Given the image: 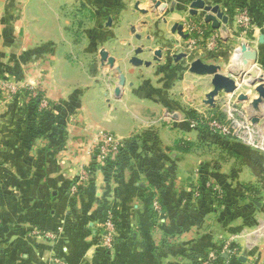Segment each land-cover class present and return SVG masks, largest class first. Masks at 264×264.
Masks as SVG:
<instances>
[{
  "label": "crops",
  "instance_id": "1",
  "mask_svg": "<svg viewBox=\"0 0 264 264\" xmlns=\"http://www.w3.org/2000/svg\"><path fill=\"white\" fill-rule=\"evenodd\" d=\"M121 1H127L129 7L140 1L141 7L149 11L147 15L134 11L138 20L158 15L156 9H149L157 2V7H164L159 15L165 21L167 8L177 7L174 13L170 10L171 14L183 23L184 32L190 37L188 42H183L177 33H172L173 41L180 47L174 56L175 67L186 62V58L176 60V56L189 53L194 55L192 61L201 59L220 65L230 59L235 64L245 43L257 50V69L264 72V0H203L207 5H219L229 16L226 26L229 32L201 24L202 10L191 14V6L197 0ZM13 2L18 11L27 3L33 5L30 20L43 22L41 27L47 31L63 21L57 8L68 0H51L53 7H49L47 0L44 16L34 13L35 8H43L40 0ZM242 10H246L250 20L242 27L249 30L245 36L235 26ZM184 18H189V25L184 24ZM16 19L14 16L13 22ZM5 20L3 16V25L7 23ZM204 29L210 33L207 39L213 45L201 42L199 33ZM13 31L11 26H0L1 47L5 46L6 54L15 53V48L23 54L29 53V83L46 91L51 110L41 116L34 115L30 107L31 116L24 115L19 107L22 98L0 87V264H195L209 253L217 255L216 264H264V254L257 244L236 243L231 239L232 230L223 208L217 210L208 198L196 190H187L194 177L184 174L187 170L183 167L190 162L178 156L177 143L188 139L192 131L189 123L183 122L191 113L180 106L188 103L196 110L197 76L189 73L183 81L177 75L170 81L162 80L158 97L151 99L145 91L146 81L138 80L137 76L153 66L133 67L128 63L121 67L127 84L117 97V78L101 61L97 65L103 80L89 83L79 74L80 80L71 83L68 75L71 67L65 61L68 55L62 52L58 67L51 61L56 50L47 55L53 45L50 40L46 49H29L18 29L16 39ZM114 37L116 40L118 34ZM146 38L157 40L156 36ZM125 39L129 36L125 35L121 41ZM187 47L189 51L184 53ZM159 51L161 61L157 63L164 67V72L169 71L172 64L166 61L168 50ZM108 52L112 54L111 50ZM156 52L157 48H149L143 53L146 58L143 55L140 58L151 62L149 59L154 60ZM228 68H223V73L229 74ZM167 74L170 73L163 75ZM8 80L13 89L27 83L14 78ZM207 81L209 84L203 87L206 94L211 90L210 79ZM150 85L158 87L155 82ZM159 101L165 104V113L173 110L177 120L159 115L156 111ZM53 112L56 124L57 120L64 121L60 132L51 121ZM105 131L127 139L138 136L141 142L133 145L131 158L119 175L108 179L101 173L95 174L90 180L80 182L79 195L71 198L68 193L71 181L83 167L91 165V145ZM59 136L60 141L53 144ZM204 176L205 180L214 181L213 175ZM219 181L228 183L229 174L219 176ZM154 201L159 205L158 210ZM109 218L115 223L111 248L100 240Z\"/></svg>",
  "mask_w": 264,
  "mask_h": 264
},
{
  "label": "rangeland",
  "instance_id": "2",
  "mask_svg": "<svg viewBox=\"0 0 264 264\" xmlns=\"http://www.w3.org/2000/svg\"><path fill=\"white\" fill-rule=\"evenodd\" d=\"M40 1L43 3V8H35L34 13L38 16H44L45 14L43 13L47 12V0ZM48 1L49 7H53L51 0ZM125 3L128 5L127 1L121 0L116 2L115 0H68V3L57 8L58 15L63 21L55 23V27L46 31V29L41 27L43 22L37 24L30 20L29 14L31 13L30 10L33 9V5L30 6L27 3V6L24 7L26 10L23 8L18 11L13 0H0V26L2 28L3 26L13 27L14 35L15 30L18 29L21 40L29 46V49L41 47L46 49L50 40L53 45L48 48L50 52L47 55L56 50L53 52L52 64L59 67L62 61V52H64V56L68 55L65 61L71 67L68 72L71 83H76L77 79L80 80L79 74H82L80 78L83 79L84 77L85 82L92 83L103 80L104 76L100 74L97 64L101 61L103 66L110 67L109 57H115L116 64L121 67L128 63L129 66H132L129 60L136 55L135 52L138 49L143 50L139 57L149 48H157V51L160 49L168 50L169 56H167L166 61L170 62L172 66L171 71L165 72L170 73L169 76L168 74L166 76L163 75L165 73L164 67H160V63L150 60L151 58L149 61H151V66L153 67L148 68L146 73L137 76L138 80L146 81L145 91L150 94L151 99H155L154 97L159 95V86H163L162 80L170 81L177 75L183 81L189 76L188 70L192 62L191 56L194 55L189 53L185 60L186 62L175 67L177 63H175L174 56L180 47L178 42H174V39H172V28L175 24H183L171 14V11L174 13L177 10L175 5L172 8H167L166 21L159 15L164 7L162 5L157 7V4L149 9H156L158 15L147 16L138 20L137 18L139 17L134 12L137 11L135 7L126 6ZM245 11L242 10L241 15L246 14ZM3 16L6 18V25H3ZM14 16L17 19L13 22ZM200 17V23L204 24V15ZM184 19L186 21L184 24L189 25V18ZM192 25H194V22ZM235 26L238 31L241 30V34L244 36L249 32V30L242 29L245 26H241L238 20L235 22ZM36 29H38V32L35 31ZM227 32H229V28ZM116 33L118 38L115 40L114 36ZM209 34L205 29L199 33L202 37L201 42L205 45L214 44L211 40H208L209 38L207 39ZM125 35H128L129 39L121 41ZM147 36H156L157 40L152 42L147 40ZM16 37L15 35V39ZM234 38L235 41H239L237 37ZM180 39L183 42H188L189 40V38L187 40ZM1 42L0 38V54L4 53L0 59V82L2 81L0 87L7 88V90L11 91V94L14 93L17 97L22 98L19 107L24 115H30L31 98H38L39 106L37 109L39 115L45 116L47 114L46 111L50 112L51 108L48 105L46 91L43 88H33L29 83V73L27 72L30 64L29 53L23 54L21 50L15 48L13 49L15 53L8 51V54H6L4 51L5 46L1 47ZM110 50L112 54H109L108 51ZM188 51L187 47L184 53H188ZM104 53H107V55L104 56ZM143 56L146 58L145 55ZM235 64L231 63L229 59L220 65L224 69L226 67L225 70L229 66L235 72L237 70V65ZM95 65H97L96 69ZM15 70H19L20 73L16 72L15 74L13 72ZM112 70L113 74L117 76L115 70ZM255 73L259 74V76H264L262 69H259V71L257 69ZM13 78L24 80L27 83L25 84L23 81V87L13 89L11 85L7 84L9 82L8 79L11 80ZM197 79L196 110L193 107L190 108L191 106L189 107L188 103H182L180 106L181 110L194 115L193 117L188 115L189 118L183 119L184 123H189L188 126L192 128V131L187 136L188 139L183 138L177 143V148L181 149L178 148L177 153H180L178 156L190 162L186 167H183L184 170H187L184 174L194 177L191 187L189 186L187 190H196L208 198L207 201L212 203L217 210L223 208L224 212H226L224 213L225 216L226 214L228 215L227 224L232 230L231 236L233 237L231 239L234 238L236 243L239 241L242 244L248 243L253 246L257 244L262 254H264V107L259 105L258 109H254L258 95L255 93V86L250 84L249 79H247V84H244L233 97L221 94L216 100L215 107L212 108L203 102L206 97L203 87L209 84V81H207L206 77H197ZM65 82L64 80L62 83ZM150 82H155L158 87L150 85ZM163 105L165 104H160L159 101L156 109L159 115H165L166 118L177 120L174 112H172L173 110L168 112V114L164 112ZM170 107L171 105L169 104ZM43 111L46 114H41ZM149 114L153 115V112ZM53 116H56L55 112L52 114L51 121L56 125L54 129L60 132L64 128V121L57 120L56 124V117ZM256 116L260 118V121L254 126L252 118ZM101 133L97 135V139ZM104 133L110 134L118 141L123 140L124 145L126 141L134 137H137L136 142H141L138 136H131L127 139L111 132L105 131ZM60 137L53 140V144L59 142ZM95 140L94 142H96ZM94 142L90 148L91 164L96 156L92 152ZM129 153H132V151H129ZM128 162L129 158L122 160L121 167L119 166L120 168L118 167L117 170L119 172L114 174L113 179L126 168L125 165ZM89 167H83L82 171L87 170ZM206 174L213 175L214 181L205 180L204 175ZM225 174H229L230 181L228 183L219 181V176ZM154 202L157 203V201ZM104 232L101 234V242H103ZM230 252L233 253V251Z\"/></svg>",
  "mask_w": 264,
  "mask_h": 264
},
{
  "label": "water",
  "instance_id": "3",
  "mask_svg": "<svg viewBox=\"0 0 264 264\" xmlns=\"http://www.w3.org/2000/svg\"><path fill=\"white\" fill-rule=\"evenodd\" d=\"M159 3L157 2V5ZM135 9L141 14H147L149 11L141 7L140 1L136 2ZM191 14L195 15L198 13L197 10H202L204 15V22L210 25L213 30L216 31H227V25L230 21L229 16L223 12L219 5H207L203 0H197L193 2ZM173 33H177L180 38L187 40L189 34L184 32V25L175 24L172 28ZM260 43H263V38H261ZM143 52L142 49H138L135 52L129 62L134 67L140 66H151V62H145L139 57V54ZM107 53H104L106 56ZM188 55L180 54L176 56V60H181L182 58H187ZM105 59V57H104ZM258 52L253 49L248 44H242L240 52L236 58V67L240 71L233 72L230 68L229 74L223 73L222 67L214 63H206L201 59L193 60L189 66V73L197 76L199 78H209L211 83V90L206 94L204 103L212 108L216 105V100L221 94L233 97L237 91L244 85L247 84V79L249 83L255 86V93H257L258 98L254 104V109H258L259 105L264 107V76H259L255 73L258 66ZM154 61H161V51H157L154 57ZM110 67L117 73V82L115 88V95L120 97L124 91L127 84L126 76L121 68V66L116 64V59L113 57L108 58ZM244 99V98H242ZM260 121L259 117L252 118V124L256 126Z\"/></svg>",
  "mask_w": 264,
  "mask_h": 264
},
{
  "label": "built area",
  "instance_id": "4",
  "mask_svg": "<svg viewBox=\"0 0 264 264\" xmlns=\"http://www.w3.org/2000/svg\"><path fill=\"white\" fill-rule=\"evenodd\" d=\"M249 18L247 14L241 15L239 22L243 26H247L249 24ZM97 139V138H96ZM93 147V154L95 153V159L92 161L91 165L96 164L95 167H91L88 169H95L94 171L96 174L101 173L106 178L110 179L114 177V174L119 166L117 164L120 162L122 155L126 148V142L124 145L123 140H116L110 134L102 132L98 139L95 140ZM90 165V166H91ZM109 168V170H108ZM76 186H72L71 193L75 194L78 191V184L82 181H88L92 178L89 174L88 170H81L77 176ZM155 209H159L158 203L153 204ZM115 230V223L111 218L108 219L105 227V232L103 235V244L107 248L113 247L114 241V231ZM47 237H50L48 234ZM196 264H216L217 263V255L215 253H209L203 258H198Z\"/></svg>",
  "mask_w": 264,
  "mask_h": 264
},
{
  "label": "trees",
  "instance_id": "5",
  "mask_svg": "<svg viewBox=\"0 0 264 264\" xmlns=\"http://www.w3.org/2000/svg\"><path fill=\"white\" fill-rule=\"evenodd\" d=\"M30 106L33 108V113H34V115H39V112H38V106H39V100H38V98H31V101H30ZM47 113L49 112L48 110L46 111ZM46 112L45 111H43V112H41V114H46ZM31 116V115H30ZM194 115H192V113H191V117H193ZM136 138L137 137H134V138H132L131 140H128V141H126V148H125V151L124 152H122L123 153V155H122V157L123 158H121V160H120V162L117 164V166H120L121 167V163H122V160L124 159H128L129 158V160H130V158H131V153H129V151L131 152L132 150H133V145H135V143H136ZM125 162V161H124ZM127 165V164H126ZM125 165V166H126ZM96 166V164H94V165H91L89 168H91V167H95ZM97 167V166H96ZM119 167V168H120ZM88 171H89V174L91 175V176H94L95 174H96V172L94 171L95 169H87ZM108 170H109V168H108ZM118 170V169H117ZM116 170V172L115 173H118L119 171H117ZM78 178H76L75 180H73V181H71V183H70V185H69V196L71 197V198H74V197H76L77 195H79V192H80V185L78 184V191L75 193V194H72L71 193V188H72V186L74 185V186H76L77 185V183L78 182H76V180H77Z\"/></svg>",
  "mask_w": 264,
  "mask_h": 264
}]
</instances>
